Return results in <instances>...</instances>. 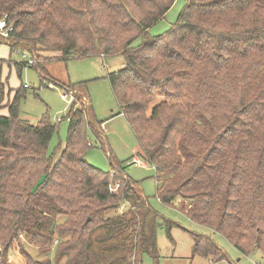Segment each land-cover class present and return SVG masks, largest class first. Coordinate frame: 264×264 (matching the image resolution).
Instances as JSON below:
<instances>
[{
	"label": "trees",
	"instance_id": "16d2710c",
	"mask_svg": "<svg viewBox=\"0 0 264 264\" xmlns=\"http://www.w3.org/2000/svg\"><path fill=\"white\" fill-rule=\"evenodd\" d=\"M182 1L175 24L157 37L149 30L175 0H0V22L11 28L10 49L36 58H120L121 69L106 78L119 106L114 116L126 118L138 156L154 169L156 199L177 202L192 223L242 255L259 253L264 264V0ZM21 95L15 91L0 115V259L23 238L44 254L54 248L64 264L156 260L137 183L84 160L87 129L100 140L91 107L73 102L63 117L67 142L54 163L47 148L56 127L20 119ZM2 100L0 89V109ZM125 206L128 219L109 217ZM192 240L193 256L226 259L210 236ZM26 264L52 262L27 256Z\"/></svg>",
	"mask_w": 264,
	"mask_h": 264
},
{
	"label": "rangeland",
	"instance_id": "374dc122",
	"mask_svg": "<svg viewBox=\"0 0 264 264\" xmlns=\"http://www.w3.org/2000/svg\"><path fill=\"white\" fill-rule=\"evenodd\" d=\"M183 7L182 0H175L164 18L149 30V36L157 37L168 31L177 21ZM7 38L8 36L4 38L0 35V89L3 92L0 115H7L6 105L13 100L15 91L20 89L24 92L18 103L19 118L33 126L45 118L56 127L47 148L48 155L55 163L67 142L68 120L62 119L61 116H67L74 103L75 108L84 112L91 107L95 120L102 123L99 130L100 140H96L87 129L91 147L87 150L84 160L102 172L122 170L137 183L150 208L145 218L144 231L147 236L151 232L154 235L157 258L155 260L151 256L142 255V264H212L210 258L203 259L192 255V234L210 236L218 248L226 253V259L216 264H262V256L259 253L242 255L220 234L192 223L179 211L177 202L174 205H163L156 199L154 169L138 156L139 143L126 118L123 115L114 116L119 112V106L106 78L107 74L121 69L120 58L91 56L63 60L53 59L52 57L58 55L49 53L42 57H34L36 64L40 63L39 71L36 67L22 64L26 61L22 56H31L30 53L19 47L10 49ZM72 90L74 91L70 92ZM63 95H66V98ZM86 117L90 120L88 116ZM134 158L140 162L139 165L132 163ZM110 189L111 193H115L118 188L115 189L114 185ZM126 211L127 206L108 215L115 217L123 214L128 219L130 211L125 213ZM106 232V229L99 230L96 235ZM128 233L129 230L123 232L121 236L124 237ZM114 241L112 238L107 242ZM96 250L98 251V248ZM107 254L114 256L113 252L108 251ZM27 256L33 262L46 260H50L52 264L65 262L64 256L57 254L54 248L44 254L20 238L19 243H14L8 250L6 257L0 259V264H26Z\"/></svg>",
	"mask_w": 264,
	"mask_h": 264
},
{
	"label": "built area",
	"instance_id": "2783aa9c",
	"mask_svg": "<svg viewBox=\"0 0 264 264\" xmlns=\"http://www.w3.org/2000/svg\"><path fill=\"white\" fill-rule=\"evenodd\" d=\"M11 30V28H7L4 24V22H0V35L4 38L7 37L8 35V32ZM35 56H27V55H23L22 58L26 59V61L24 62L25 63V66H33L36 64V59L34 58ZM23 63V62H22ZM25 87V86H24ZM64 98H66V95H63ZM56 122H58V119L56 120ZM132 163L136 164V165H139L140 162L137 160V159H133L132 160ZM130 164V163H128ZM119 185L116 184L115 185V189L118 188ZM111 190V189H110ZM111 192H114L111 190ZM125 207H122L121 209H124Z\"/></svg>",
	"mask_w": 264,
	"mask_h": 264
},
{
	"label": "crops",
	"instance_id": "0c3cea01",
	"mask_svg": "<svg viewBox=\"0 0 264 264\" xmlns=\"http://www.w3.org/2000/svg\"><path fill=\"white\" fill-rule=\"evenodd\" d=\"M121 67H122V65H121ZM73 91H74V90H72V91H70V92H73ZM9 102H10V101H9ZM9 102H8V103H9ZM143 162H144V161H143ZM137 188H138V186H137Z\"/></svg>",
	"mask_w": 264,
	"mask_h": 264
},
{
	"label": "water",
	"instance_id": "95a60500",
	"mask_svg": "<svg viewBox=\"0 0 264 264\" xmlns=\"http://www.w3.org/2000/svg\"><path fill=\"white\" fill-rule=\"evenodd\" d=\"M64 115L61 116V118L63 119Z\"/></svg>",
	"mask_w": 264,
	"mask_h": 264
}]
</instances>
